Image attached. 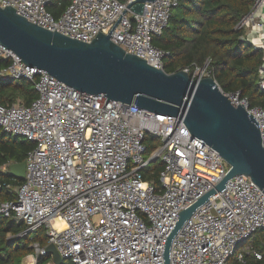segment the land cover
Here are the masks:
<instances>
[{
  "label": "built area",
  "instance_id": "obj_1",
  "mask_svg": "<svg viewBox=\"0 0 264 264\" xmlns=\"http://www.w3.org/2000/svg\"><path fill=\"white\" fill-rule=\"evenodd\" d=\"M177 1L69 0L58 18L46 8L49 0H0V6L83 42L98 31L110 34L127 53L162 69L164 53L151 39ZM138 3L141 13L132 10ZM237 29L241 40L262 53L258 84L264 89V0L253 1ZM0 57L10 60L0 69L1 79L25 78L37 91L29 105L0 104L2 130L35 143L26 155L23 182L12 187L13 200L0 201V215L13 212L26 224L24 233L44 226L47 245L74 264H165L167 239L180 212L213 189L229 165L175 116L78 91L2 45ZM227 95L253 115L264 139V110L249 109L238 93ZM146 134L158 139L148 156ZM152 160L163 164L158 189L141 172ZM259 229L264 193L248 176L235 175L171 237L168 264L261 261L263 253L251 243L238 253ZM33 248L34 260L46 254L38 243Z\"/></svg>",
  "mask_w": 264,
  "mask_h": 264
},
{
  "label": "water",
  "instance_id": "obj_2",
  "mask_svg": "<svg viewBox=\"0 0 264 264\" xmlns=\"http://www.w3.org/2000/svg\"><path fill=\"white\" fill-rule=\"evenodd\" d=\"M132 10L141 13L142 5L135 4ZM0 45L26 65L45 70L78 91L179 118L192 136L216 150L229 165L213 189L180 212L167 239L165 264L171 237L229 178L248 176L264 193V139L258 122L244 105L223 93L213 77L193 78L186 70L166 73L127 53L110 40V34L98 31L90 42L72 39L28 21L9 5L0 6ZM7 169L11 176L23 179L25 161L10 163ZM47 253L53 264L61 263L63 258L52 244L46 246Z\"/></svg>",
  "mask_w": 264,
  "mask_h": 264
},
{
  "label": "trees",
  "instance_id": "obj_3",
  "mask_svg": "<svg viewBox=\"0 0 264 264\" xmlns=\"http://www.w3.org/2000/svg\"><path fill=\"white\" fill-rule=\"evenodd\" d=\"M254 0H178L172 9L167 24L160 34L151 39L152 46L161 50L162 69L166 73L187 70L193 76L195 70H204L213 77L225 94L238 93L249 109L264 110V89L258 84L262 53L240 39L242 31L237 24L246 15ZM69 4V0H49L47 10L58 18ZM10 60L0 57V69ZM37 97L31 81L25 78H0V104L21 103L29 105ZM148 156L158 145V139L146 134L143 138ZM35 143L21 136H12L0 127V201L15 198L12 187L23 182L8 173L7 165L25 161L27 153ZM2 166H5L4 168ZM159 160L148 163L141 172L144 179L160 188ZM11 185V188H10ZM26 224L11 212L0 215V264H23L22 260L34 254L33 243L47 246L44 226L24 233ZM264 255V229L257 230L249 239ZM257 240V242H256ZM52 262V255L35 256V264ZM60 264H74L63 258ZM248 264H264L250 260Z\"/></svg>",
  "mask_w": 264,
  "mask_h": 264
},
{
  "label": "rangeland",
  "instance_id": "obj_4",
  "mask_svg": "<svg viewBox=\"0 0 264 264\" xmlns=\"http://www.w3.org/2000/svg\"><path fill=\"white\" fill-rule=\"evenodd\" d=\"M207 75H208V73L204 72L203 70H195L194 73H193V76L196 77V78H197V77H202V76H207ZM256 242H257V240H256ZM249 243L253 244L254 241H252V239L249 240V241H247L245 244H243V246L239 247V249H238V253L242 252V250H244L245 247H246V245L249 244ZM22 262H23V264H35L34 257L31 256V255H27V256L22 260ZM47 264H53V263H52V262H49V263H47Z\"/></svg>",
  "mask_w": 264,
  "mask_h": 264
}]
</instances>
